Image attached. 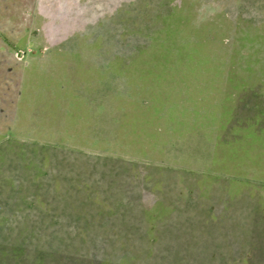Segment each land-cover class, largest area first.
I'll return each instance as SVG.
<instances>
[{
  "label": "rangeland",
  "instance_id": "1",
  "mask_svg": "<svg viewBox=\"0 0 264 264\" xmlns=\"http://www.w3.org/2000/svg\"><path fill=\"white\" fill-rule=\"evenodd\" d=\"M75 1L81 14L63 16L54 9L60 4L46 0H0V40L95 39L105 45L94 50L96 60L111 59L110 74L89 91L78 121L70 127L64 113L62 136L20 130L0 143V242L43 235L48 222H87V229L62 232L77 248L88 245L102 264H142L149 252L144 221L149 236L159 233L157 252L171 260L184 252L195 254L190 264H244L251 252L250 264H264V183L253 180L252 172L238 181L213 173L209 136L180 138L165 127L166 113L155 127L164 130L165 143L147 148L146 156L139 150L151 142L146 131L138 128L143 134L134 143L131 126L122 128L127 114L150 104V92L160 90L135 87L127 76H140L162 50L173 51V61L184 60V45L197 34L217 48L223 74L234 69L256 89L245 96L264 103V0H122L115 7L68 0L69 5ZM46 6L54 13H42ZM0 64L8 68L0 81L14 76L15 94L18 60L2 53ZM240 105V121L264 124L253 105ZM123 241L135 255H123Z\"/></svg>",
  "mask_w": 264,
  "mask_h": 264
},
{
  "label": "crops",
  "instance_id": "2",
  "mask_svg": "<svg viewBox=\"0 0 264 264\" xmlns=\"http://www.w3.org/2000/svg\"><path fill=\"white\" fill-rule=\"evenodd\" d=\"M54 9L63 16L70 15L62 4L59 7L57 5ZM52 10L47 6L46 8L42 7V13L44 14H53ZM67 30L70 31L71 29L68 27ZM104 46L103 41L95 39L54 41L21 39L17 43L12 44L7 43L5 40H0V54L9 53L16 56L18 60V65L16 66L18 75L14 73L17 80L15 94L11 90L12 88L14 89V76L10 79L5 75L4 80L0 81V89L2 90V93H0V143L9 136H15L20 133V130H25L29 133L30 129H36V133H39V129L42 128L49 129L48 133L50 135L62 136L64 113L67 114L69 126H73L79 119L80 107L88 106L89 91L94 89L95 84L104 80L105 74L109 75L111 72L110 55H106V57L105 55H99V60H96L97 57L94 50L99 51ZM158 60L153 58L146 70L139 72L140 76L133 78L127 76L129 84L135 87L140 86V88L144 89H155L153 83L154 77L159 72ZM131 63L133 61H130L129 64ZM6 69L8 70L6 65L0 64V73H6ZM186 75H188L186 77L188 82L180 83L178 92L181 98L180 104L187 111L186 116L182 120H184V123L186 122L185 126L190 131H184L183 135L179 137L182 138L187 135L209 136L206 140L212 148L211 159L216 148L215 145L218 142H222L229 135L227 131L222 133L218 130L222 126V107L224 104L233 109L230 127H238L239 125L238 109L241 106L240 104L253 105L256 108L255 111L261 113L259 116L264 118V107H261L264 103L260 102L259 98L251 101L248 96H245L248 90L253 89V91H256V89L248 87L239 91V88H235L231 89L230 94L226 93L228 73L223 74L221 72L217 76L204 73ZM131 79L135 81L132 82ZM212 79H216V89L209 91L206 88L205 81ZM234 79L247 81L246 78L239 77L237 73H235ZM7 88L10 89V92L4 91L8 90ZM79 91L83 94L81 95ZM190 92L195 94L192 97L193 103L189 99L188 93ZM150 93H152L149 97L150 104L148 103L145 106L136 105L135 109L136 113L139 114L140 121L144 118L146 119L152 111L151 116L153 118H151L153 121L150 125H147L148 131L152 134L154 130L159 132L160 129L158 128L157 130L155 127L163 118L164 113H166L164 119L167 121L169 109L167 107L158 115H155L153 113L154 103L151 101L153 91ZM135 94L136 97L138 94L141 95V93L137 92ZM195 112H197L196 115ZM257 123V125L251 123L256 131L264 130V124L260 125V122ZM176 125V123L169 125L165 123V127L172 129ZM191 128L199 130L195 131ZM207 128L212 129L209 135L206 131ZM21 133L25 134L24 132ZM218 136H220L219 139L217 138ZM180 138L177 137L178 140ZM151 142L153 141L151 140Z\"/></svg>",
  "mask_w": 264,
  "mask_h": 264
},
{
  "label": "trees",
  "instance_id": "3",
  "mask_svg": "<svg viewBox=\"0 0 264 264\" xmlns=\"http://www.w3.org/2000/svg\"><path fill=\"white\" fill-rule=\"evenodd\" d=\"M46 1L50 2V5L62 4L63 8L67 9L70 15L74 16L81 14L79 3L76 1L72 5H69L68 0ZM120 1L122 0H94L95 3H106L114 7L117 6ZM85 21L86 19H77L76 22ZM194 37L195 40L193 42H188L184 45L185 51L183 58L185 60L178 59L173 61L174 52L162 50L158 55L159 72L157 76L154 77V87L156 86L158 89L160 88V90L157 93L154 92L151 98V101L154 103L153 113L158 115L162 110L168 107L169 114L165 123L166 125L176 123L177 125L175 127L173 126L174 128L172 130L173 133L177 135H183L184 131L189 130L185 126L186 122L184 123V120H182L183 117L186 116L187 111L180 104L181 98L178 92L180 83L188 82L186 79L188 75L186 74L204 73L217 76L219 73L223 72L221 70V62L216 56L217 48L214 47L211 40H207L208 37L201 34H197ZM231 65H233V62H231ZM227 73L226 93L230 94L231 89L235 88H239V91H242L250 86L244 79H234L236 73L234 69H228ZM205 82L206 88L209 91L216 89V79ZM188 95L190 97V102H192V97H194L195 94L190 92ZM222 108V126L218 130L222 133L227 131L229 135L222 142H218L215 145L216 148L210 161L211 171L216 174L230 176L231 179H235L234 181L245 180L248 174L252 172L254 174L253 180L264 182V130L261 129L260 132L256 131L255 127L247 121H240L238 127H230L233 109L225 104ZM151 114L152 111L146 119L144 118L140 121L139 114L136 113V109L133 108L132 111L127 114V120L122 124V128L125 125L131 126L133 132L131 142L137 143V140L138 142L140 141V134L142 135L143 133L136 132L138 128L141 131H146L144 134L151 138L153 142H150V144L143 143L142 149H139L144 156L147 155V148L150 149L157 143H165L162 137L164 130L161 131L160 129L159 132L154 130L152 134L148 131L147 125H150L153 121ZM196 114L197 112H195V115ZM193 130L198 131L199 129ZM217 138L219 139L220 136ZM157 189H159V187ZM216 217L215 215H211L213 221L217 220ZM206 222L209 223V221ZM146 224L147 223L144 221L140 223L141 230H143V239L144 242H146L145 249L149 251L147 256L142 260V264H167L170 261L177 264L192 263L191 257L195 256V254L191 256V254H184L183 252L182 254H176L174 259L171 260L169 255L164 256L157 252L158 250L156 247L160 240L159 233L155 236L152 234V236H149ZM74 226H77L75 227L76 230H80V228L87 229L89 227L87 222L83 223V225H74L70 222L65 225L48 222L45 225L47 234L45 233L39 236L23 235L15 238L8 236L2 238L3 242H0V264H102L97 259L96 253L92 252L88 245H85L83 249L77 248L73 243L74 238L62 232L66 227L73 230ZM66 233H68V230ZM99 240H101L100 243L102 245L101 252L105 253V236L100 237ZM85 242H87V238ZM124 244L122 243L123 255L125 257H132L135 255L134 251L126 249V244ZM251 257V252H248L244 259V264H250L252 260ZM126 262V264H135V262H131L130 259ZM228 262H234L233 258H230Z\"/></svg>",
  "mask_w": 264,
  "mask_h": 264
}]
</instances>
